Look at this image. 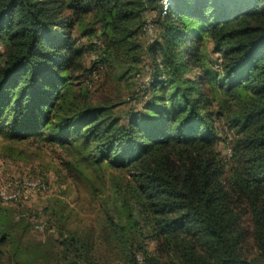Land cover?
Returning <instances> with one entry per match:
<instances>
[{"label":"trees","instance_id":"trees-1","mask_svg":"<svg viewBox=\"0 0 264 264\" xmlns=\"http://www.w3.org/2000/svg\"><path fill=\"white\" fill-rule=\"evenodd\" d=\"M163 1L0 0V132L10 139L38 136L78 155V164L127 174L145 226L126 198L111 219L114 234L121 233L115 240L129 248V264L151 261L141 240L134 246L128 239H141L145 227L169 264H264V0H168L166 14ZM156 8L153 25L160 26L166 49L143 86L141 111L116 115L114 106L71 89L68 71L80 54L72 29L83 13L95 11L103 30L88 71L99 79L114 48L138 58L142 14ZM206 42L218 53L215 69L201 59ZM194 70L197 80L187 78ZM220 90L240 107L237 181L229 188L210 115ZM243 197L256 230L254 259L244 254L232 207V199ZM44 229L61 227L49 222ZM27 233L25 223L0 217V264H39L49 256L59 264H99L93 236L60 231V250L53 253Z\"/></svg>","mask_w":264,"mask_h":264},{"label":"rangeland","instance_id":"rangeland-1","mask_svg":"<svg viewBox=\"0 0 264 264\" xmlns=\"http://www.w3.org/2000/svg\"><path fill=\"white\" fill-rule=\"evenodd\" d=\"M157 15V8L142 14L145 30L135 36L136 44L141 45L138 58L126 56L124 50L118 51L114 48L110 53L107 69L97 79L88 75V71L96 60V46L103 30L95 11L83 13L72 29V38L80 54L73 68L68 71L71 89L93 103L114 106L112 112L116 115L124 116L129 111H141L147 104L144 101L143 86L149 82L154 60L162 59L166 49L160 26L153 25ZM148 21L153 26L151 34L146 31ZM203 58L210 68L215 69V62L219 60L212 43L206 42V51L201 59ZM135 70H141L142 74L134 78ZM130 71L132 73L129 74ZM199 75L200 71L194 70L186 74V77L197 80ZM201 86L205 88L204 83ZM215 100L210 114L215 126V147L224 171V187L229 188L230 183L237 181V164L233 157L242 136L238 133L234 120L240 107L237 99H233L223 90L218 91ZM42 136L47 138V135ZM77 159L78 155L74 159L56 143L38 136L10 139L0 132V187L29 177H42L48 186L45 193L34 195L25 204L0 203V217H4L12 225L25 223L28 226L27 239L42 240L46 243V250L50 252L56 253L60 250L59 232L64 231L66 234L75 233L81 237L93 236V256L99 264H129L131 253L126 245L122 247L120 241L115 240L116 237L121 238V233L114 234L112 219L117 218L118 200L124 201L126 198L130 201L132 212L138 217L141 226H145L141 210L136 205L135 193L131 190L132 182L123 171L107 168L99 170L86 161L78 164ZM241 199H232V207L239 218L237 232L241 235L245 256L254 259L259 252L256 230L249 203L244 197ZM20 213L26 214L24 221L17 220ZM49 222L58 224L61 230L36 228ZM128 239L132 240L130 242L134 246L141 240L151 260L149 264H169L168 257L160 253L157 240L146 227L141 239L138 234ZM52 259L49 256L48 259L39 261V264H59Z\"/></svg>","mask_w":264,"mask_h":264},{"label":"built area","instance_id":"built-area-1","mask_svg":"<svg viewBox=\"0 0 264 264\" xmlns=\"http://www.w3.org/2000/svg\"><path fill=\"white\" fill-rule=\"evenodd\" d=\"M164 12L169 7L168 0L163 1ZM146 31L151 34L153 31V26L148 21L146 24ZM95 77V74L93 75ZM48 186L46 182L41 177H29L22 181H16L12 184H8L4 187H0V202L3 203H26L29 202L30 198L36 194H43L47 191ZM37 229L43 230L45 228V224L41 226H37ZM140 261H142L141 257H138Z\"/></svg>","mask_w":264,"mask_h":264}]
</instances>
